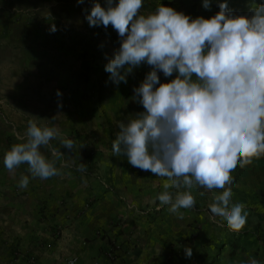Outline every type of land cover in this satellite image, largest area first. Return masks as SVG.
<instances>
[{"label": "crops", "instance_id": "0c3cea01", "mask_svg": "<svg viewBox=\"0 0 264 264\" xmlns=\"http://www.w3.org/2000/svg\"><path fill=\"white\" fill-rule=\"evenodd\" d=\"M220 2L204 9L203 0H144L140 13L164 4L211 18ZM261 2L228 0L237 15H250ZM92 4L0 0V264H248L250 258L264 264V157L233 177V202L245 204L248 213L237 233L212 216L205 189H191L196 203L181 209L179 219L157 198L164 178L113 155L117 123L144 110L133 89L151 67L134 69L118 86L109 79L105 66L119 37L110 25L89 26L84 10L90 12ZM53 23L57 31L51 33ZM175 76L160 73L161 83ZM29 120L58 127L75 148L53 140L51 147L65 153L55 160L60 174L30 177L21 189L28 165L13 173L3 160L21 142L16 134L25 135ZM42 151L50 157L49 149ZM81 163L86 171L79 170ZM185 247L193 250L190 258Z\"/></svg>", "mask_w": 264, "mask_h": 264}, {"label": "clouds", "instance_id": "9594fccd", "mask_svg": "<svg viewBox=\"0 0 264 264\" xmlns=\"http://www.w3.org/2000/svg\"><path fill=\"white\" fill-rule=\"evenodd\" d=\"M143 4L93 0L90 12L84 10L89 26L110 25L118 34L120 46L105 66L115 85L127 83L141 65L151 67L133 89L134 102L144 110L117 123L113 155L164 178L157 198L179 219L184 218L181 209L196 203L191 189L200 187L211 197L212 216L239 233L248 213L245 204L233 202V177L238 168L264 157V2L250 15H237L222 0L211 18H193L164 4L143 15ZM211 4L203 0L204 9ZM49 31H57L54 23ZM160 73L176 76L161 83ZM16 135L21 142L5 153L3 163L13 173L28 165L30 176L18 181L21 189L30 177L46 180L60 174L55 160L65 153L51 147L53 140L70 151L75 148L58 127L35 120L28 121L24 136ZM42 149H49L51 158ZM79 170L86 171V164ZM184 251L188 258L193 255L191 247ZM248 264L260 262L250 258Z\"/></svg>", "mask_w": 264, "mask_h": 264}, {"label": "built area", "instance_id": "2783aa9c", "mask_svg": "<svg viewBox=\"0 0 264 264\" xmlns=\"http://www.w3.org/2000/svg\"><path fill=\"white\" fill-rule=\"evenodd\" d=\"M77 263V260L76 259H73L70 264H76Z\"/></svg>", "mask_w": 264, "mask_h": 264}, {"label": "rangeland", "instance_id": "374dc122", "mask_svg": "<svg viewBox=\"0 0 264 264\" xmlns=\"http://www.w3.org/2000/svg\"><path fill=\"white\" fill-rule=\"evenodd\" d=\"M15 13H16V10L14 11V14H15ZM21 13H22V11L19 10V14H21Z\"/></svg>", "mask_w": 264, "mask_h": 264}, {"label": "trees", "instance_id": "16d2710c", "mask_svg": "<svg viewBox=\"0 0 264 264\" xmlns=\"http://www.w3.org/2000/svg\"><path fill=\"white\" fill-rule=\"evenodd\" d=\"M233 247H236V246H233ZM114 252V248H113V251H112V253Z\"/></svg>", "mask_w": 264, "mask_h": 264}]
</instances>
